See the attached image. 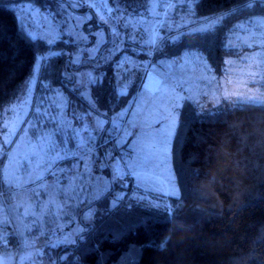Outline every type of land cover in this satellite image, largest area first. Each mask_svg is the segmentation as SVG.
I'll return each instance as SVG.
<instances>
[{"label": "rangeland", "instance_id": "1", "mask_svg": "<svg viewBox=\"0 0 264 264\" xmlns=\"http://www.w3.org/2000/svg\"><path fill=\"white\" fill-rule=\"evenodd\" d=\"M193 2L63 0L47 11L30 1L12 5L31 37L61 45L38 54L17 98L0 111V264L75 261L71 251L55 257L54 250L76 243L103 212L92 204L114 186L109 208L132 185V202L180 209L172 142L181 107L190 102L203 114L223 104L264 105L262 16L232 28L228 44L249 48L225 59L220 78L203 52L152 59L162 41L219 23L194 24ZM62 53L70 61L56 83L44 66ZM105 75L127 96L117 110L99 107L92 92Z\"/></svg>", "mask_w": 264, "mask_h": 264}, {"label": "trees", "instance_id": "2", "mask_svg": "<svg viewBox=\"0 0 264 264\" xmlns=\"http://www.w3.org/2000/svg\"><path fill=\"white\" fill-rule=\"evenodd\" d=\"M22 1L42 11L63 2L0 0V111L17 98L38 54L61 45H48L28 34L12 8ZM110 1L129 7L137 2L142 6L144 0ZM194 13L196 19L223 16L209 30L162 41L152 59L200 51L221 77L227 57L248 51L226 45L229 30L240 20L264 17V1L196 0ZM68 61L64 53L50 57L44 74L57 83ZM92 89L101 108L117 110L127 99L117 93L108 75ZM172 159L184 200L180 209L136 204L132 185L109 208L114 186L92 204L103 212L95 213L76 243L54 250L55 257L69 250L76 260L58 264H264V105L223 104L201 114L196 105L185 103L179 111Z\"/></svg>", "mask_w": 264, "mask_h": 264}, {"label": "crops", "instance_id": "3", "mask_svg": "<svg viewBox=\"0 0 264 264\" xmlns=\"http://www.w3.org/2000/svg\"><path fill=\"white\" fill-rule=\"evenodd\" d=\"M195 1L196 0H194V2H193V7H194V3H195ZM261 1H264V0H261ZM222 16L223 15H218V16H215V17H211V18H203V19H196V17H195V15H193V22H194V24H197V23H199V22H204L205 20H209V19H214V18H220V20L222 19ZM255 16H252V17H249V18H254ZM263 17V16H262ZM248 18H246V19H243V20H240V21H244V20H247ZM240 21H238V22H240ZM220 22V21H219ZM238 22H236L232 27H231V29L229 30V33H228V36H227V40H226V45L228 46V47H230V48H233V49H237V50H240V49H243V48H249V47H241V48H236V47H233V46H230L229 44H228V40H229V34H230V32H231V30H232V28L238 23ZM263 24H262V26L264 27V22H262ZM190 51H196V50H189V52ZM184 52H187V51H184ZM200 52V51H199ZM224 66H225V60H224ZM225 74V72L223 73V75ZM222 75V76H223ZM221 76V77H222ZM220 78V77H219Z\"/></svg>", "mask_w": 264, "mask_h": 264}, {"label": "snow or ice", "instance_id": "4", "mask_svg": "<svg viewBox=\"0 0 264 264\" xmlns=\"http://www.w3.org/2000/svg\"><path fill=\"white\" fill-rule=\"evenodd\" d=\"M146 87H147V86H146ZM38 151H40V152L43 151V145H42V144H41V145H38ZM0 163H2V162H0ZM39 166H40V165H37V167H39ZM23 167L27 168L26 165H23ZM15 178H16V177L14 176V179H15ZM38 179H39V178H38ZM19 180H20L21 183H24V182H25L23 177H20ZM28 182L31 183L32 181L29 180ZM169 194H170V195H177V196L179 195L178 192H175V191H171V192H169ZM25 211H26V213H27V209H26ZM162 246H163V245H162Z\"/></svg>", "mask_w": 264, "mask_h": 264}]
</instances>
